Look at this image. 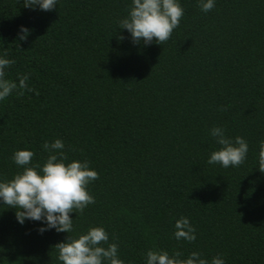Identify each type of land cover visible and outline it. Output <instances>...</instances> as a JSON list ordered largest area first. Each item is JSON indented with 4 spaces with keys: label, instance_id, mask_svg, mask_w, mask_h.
<instances>
[{
    "label": "trees",
    "instance_id": "trees-1",
    "mask_svg": "<svg viewBox=\"0 0 264 264\" xmlns=\"http://www.w3.org/2000/svg\"><path fill=\"white\" fill-rule=\"evenodd\" d=\"M130 4L59 0L41 11L0 0V54L15 61L7 78L27 74L33 89L0 101V179L20 171L14 151L42 164L43 143L61 139L69 162L99 176L87 188L95 203L70 213V235L104 227L125 264H145L150 249L264 264V0H215L207 13L180 0L179 26L148 46L118 27ZM214 126L247 141L242 165L207 163ZM15 211L0 205V264H61L54 246L68 234L41 235ZM181 216L196 229L191 243L172 236Z\"/></svg>",
    "mask_w": 264,
    "mask_h": 264
},
{
    "label": "clouds",
    "instance_id": "clouds-1",
    "mask_svg": "<svg viewBox=\"0 0 264 264\" xmlns=\"http://www.w3.org/2000/svg\"><path fill=\"white\" fill-rule=\"evenodd\" d=\"M59 0H23V5L31 10L52 11ZM204 13L211 11L215 0H197ZM184 9L180 0H131L127 15L118 21L119 29L126 30L133 45L148 46L155 41H167L173 30L179 26ZM30 30L21 26L17 35L20 42L28 40ZM122 41L124 36H120ZM15 61L0 54V101H4L14 91L32 92L28 86L27 74L8 79V69ZM37 95L39 93H36ZM210 136L219 145L210 153L207 163L223 168L242 165L248 154L247 141L237 136L234 139L225 134L222 127H212ZM48 155L42 164L32 163L31 150H16L11 156L18 171L10 180L0 179V205L16 209L15 217L21 226L25 221L39 222L37 231L43 234L54 230L67 233L64 241L57 243V260L61 264H125L119 256L117 243H109V235L104 227H90L83 233L75 232L70 213H83L84 209L95 203V198L87 188L99 178L98 173L84 160H67L61 139L52 143L45 141L41 146ZM258 170L264 173V139L259 141ZM173 238L191 243L196 240V229L187 217L181 216L173 225ZM106 245V246H105ZM180 252L171 255L163 249L148 250L145 264H225L224 258L214 256L211 261L199 252H190L181 258Z\"/></svg>",
    "mask_w": 264,
    "mask_h": 264
}]
</instances>
